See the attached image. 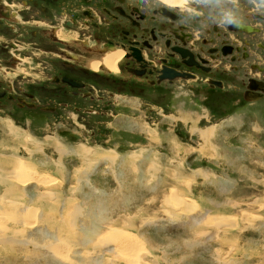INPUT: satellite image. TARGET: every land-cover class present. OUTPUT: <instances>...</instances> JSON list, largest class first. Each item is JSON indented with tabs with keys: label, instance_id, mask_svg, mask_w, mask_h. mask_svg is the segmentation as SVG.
<instances>
[{
	"label": "rangeland",
	"instance_id": "1",
	"mask_svg": "<svg viewBox=\"0 0 264 264\" xmlns=\"http://www.w3.org/2000/svg\"><path fill=\"white\" fill-rule=\"evenodd\" d=\"M32 94V110L0 101V264H264V100ZM22 162L41 177L27 184Z\"/></svg>",
	"mask_w": 264,
	"mask_h": 264
},
{
	"label": "flooded vegetation",
	"instance_id": "2",
	"mask_svg": "<svg viewBox=\"0 0 264 264\" xmlns=\"http://www.w3.org/2000/svg\"><path fill=\"white\" fill-rule=\"evenodd\" d=\"M111 51L116 73L91 68ZM0 66L43 80L0 83V101L29 110L34 92L100 103L127 93L148 108L192 88L212 106L262 101L264 0H0Z\"/></svg>",
	"mask_w": 264,
	"mask_h": 264
},
{
	"label": "bare ground",
	"instance_id": "3",
	"mask_svg": "<svg viewBox=\"0 0 264 264\" xmlns=\"http://www.w3.org/2000/svg\"><path fill=\"white\" fill-rule=\"evenodd\" d=\"M170 2H173V1H170ZM119 62V53L117 52V51H111V52H108L107 54H105L104 56H102V57H100L99 58V60H97V62H91L90 63V65H91V68L93 69V70H95L96 69V63H101L102 64V66H103V68H104V70L106 71V73L107 72H109V73H111V74H114V73H116V65H117V63ZM21 71H19V73H20ZM29 75V74H28ZM118 75V74H117ZM15 76V75H14ZM13 78V77H12ZM250 101V100H249ZM250 102H252V101H250ZM8 121V120H7ZM9 127V128H8ZM7 128H8V130H10V126H8ZM16 134V133H15ZM17 137V136H16ZM15 139V138H14ZM18 139H21V137L20 138H18ZM25 140H28L27 138L25 139ZM29 140H30V137H29ZM52 142H54V140L53 141H51V143ZM58 144H59V146H60V149L58 148H56V152H63V150H64V146H63V144L61 143V142H58ZM52 146V145H51ZM63 146V147H62ZM176 146V145H175ZM85 150V149H84ZM38 151H41L42 152V148H33L32 150L30 149V150H28L27 152L30 154L31 152H35V153H37ZM70 151V150H69ZM82 151V150H81ZM89 153V152H88ZM65 154H67V151H66V153ZM70 154V153H69ZM82 154V153H81ZM92 154V153H91ZM79 157V156H78ZM63 168V167H62ZM91 168H92V166H91ZM80 172V174L81 175H86L85 173H83V171H79ZM79 172H76L77 174L79 173ZM24 175V174H26L27 175V177L24 175V177L25 178H27L26 179V183L27 184H29L30 182L32 183V181H33V179L34 178H40L41 177V175H42V171H38V169H36V168H33L32 166H30L29 164L27 165L26 163H24L23 164V162H22V164L20 163L19 164V166H18V168H17V175ZM74 174V173H73ZM117 176V175H116ZM84 177V176H83ZM14 178H16V180L19 182V183H21L25 178H23V176H21V177H14ZM24 182V184H26ZM51 183V182H50ZM79 183V182H78ZM26 184V185H27ZM21 185V184H20ZM12 190V189H11ZM177 194V193H176ZM181 194V193H180ZM174 197H175V195H173ZM172 198V199H175V198ZM178 198V197H177ZM171 199V200H172ZM182 199V198H181ZM168 200H170V199H168ZM182 200H185V199H182ZM175 201V200H174ZM186 202H184V201H182V202H180L181 204H183V205H186V206H191L192 205V207H193V205H195L196 203L194 202V201H192V200H189V201H187V200H185ZM176 202V201H175ZM13 203V202H12ZM178 203V202H177ZM179 205V204H178ZM14 206V205H13ZM186 206H184V208H186ZM173 207H175V206H173ZM181 210L183 209V206L181 205ZM197 207V206H196ZM20 208V207H19ZM195 208V207H194ZM16 209V208H15ZM188 209V208H187ZM191 209H193V208H191ZM20 210V209H19ZM21 210H22V208H21ZM196 210H197V208H196ZM15 212V211H14ZM19 212V211H18ZM180 212V211H179ZM182 212H184L185 214L186 213H188V212H185V211H181V213L180 214H184V213H182ZM21 215V214H20ZM178 215V214H177ZM0 219L2 220L3 219V216H1L0 217ZM17 220V219H16ZM15 220V221H16ZM19 221V220H18ZM80 221V220H79ZM78 221V222H79ZM229 221V220H228ZM227 221V222H228ZM34 222V221H33ZM20 223V222H19ZM224 224V223H223ZM208 225V224H207ZM23 226V225H22ZM4 227V226H3ZM26 227V226H25ZM217 227V226H216ZM42 228V227H41ZM86 228H88V227H86ZM89 229V228H88ZM99 229V228H98ZM226 229V228H225ZM91 230V229H90ZM229 230V229H228ZM88 231V230H87ZM99 231V230H98ZM97 231V232H98ZM231 231V230H230ZM41 232V231H40ZM224 231H222V233H223ZM226 232V231H225ZM38 233H39V231H38ZM87 233V232H86ZM228 233H229V231H228ZM46 234V233H45ZM121 234V233H120ZM33 235V234H32ZM42 235V234H41ZM84 235V234H83ZM95 235V234H94ZM90 236V235H89ZM12 237V236H11ZM31 237V236H30ZM34 237V236H33ZM45 237V236H44ZM227 237H229V236H227ZM4 238V237H3ZM46 238V237H45ZM48 238V237H47ZM75 238V237H74ZM78 238V237H77ZM30 239H32V238H30ZM35 239V238H34ZM131 239V238H130ZM222 239V238H221ZM4 240V239H3ZM36 240V239H35ZM38 240V239H37ZM15 241V240H14ZM17 241V240H16ZM133 241V240H132ZM44 242V241H43ZM222 242V241H221ZM10 243V242H9ZM45 243H46V241H45ZM135 243V242H134ZM10 245V244H9ZM124 245V244H123ZM125 246V245H124ZM123 246V247H124ZM129 247V246H128ZM85 248V247H84ZM126 248V247H125ZM131 248H132V246H131ZM79 249V248H78ZM77 249V250H78ZM128 250V249H127ZM219 250V249H218ZM221 250H223V249H221ZM73 252V251H72ZM223 252V251H222ZM219 254V253H218ZM65 255V254H64ZM101 255V254H100ZM130 255V254H129ZM83 256V255H82ZM220 256V255H219ZM93 259V258H92ZM98 259V258H97ZM131 259V258H130ZM136 260V259H135ZM134 261V260H133Z\"/></svg>",
	"mask_w": 264,
	"mask_h": 264
},
{
	"label": "crops",
	"instance_id": "4",
	"mask_svg": "<svg viewBox=\"0 0 264 264\" xmlns=\"http://www.w3.org/2000/svg\"><path fill=\"white\" fill-rule=\"evenodd\" d=\"M120 103H122L123 104V106H126V107H128V108H132V106L130 105V102L129 101H127V100H125L124 98L122 99V100H120ZM134 105V107H137L136 106V103H134L133 104ZM119 117H123V116H119ZM120 118H117V120H119ZM128 121V119L127 118H125V121L124 120H119V121H116V124H123V122H127ZM127 124H129V121L127 122ZM128 127V128H127ZM127 127H123L122 126V129L121 130H123V131H129V130H133L135 127H134V125H133V128L132 127H129V126H127ZM123 128H125V129H123ZM130 128V129H129ZM132 128V129H131ZM146 128V127H145ZM134 131H135V129H134ZM145 131V130H144ZM145 134H148L147 133V131H145ZM148 135H150V134H148ZM199 135V134H198ZM56 141V138H53L52 139V141ZM59 140L57 139V142H58ZM168 145H170V146H172V147H174L175 145L173 144V141H168ZM171 148V147H170ZM175 149V148H174ZM56 150V149H55ZM91 150V152H99L100 150H92V149H90ZM103 152V151H102ZM137 152H141V151H137ZM148 157H150L149 155H148ZM151 158V157H150ZM150 158H147V160L148 159H150ZM152 162H153V160H152Z\"/></svg>",
	"mask_w": 264,
	"mask_h": 264
},
{
	"label": "water",
	"instance_id": "5",
	"mask_svg": "<svg viewBox=\"0 0 264 264\" xmlns=\"http://www.w3.org/2000/svg\"><path fill=\"white\" fill-rule=\"evenodd\" d=\"M62 80L65 81V82H67V83H70L71 85H73V83L71 81H68V80H66L64 78Z\"/></svg>",
	"mask_w": 264,
	"mask_h": 264
},
{
	"label": "clouds",
	"instance_id": "6",
	"mask_svg": "<svg viewBox=\"0 0 264 264\" xmlns=\"http://www.w3.org/2000/svg\"><path fill=\"white\" fill-rule=\"evenodd\" d=\"M176 2H177V3H182V2H183V0H176Z\"/></svg>",
	"mask_w": 264,
	"mask_h": 264
}]
</instances>
